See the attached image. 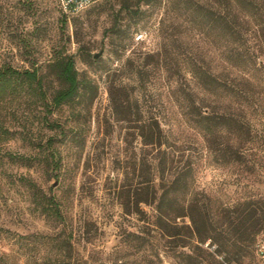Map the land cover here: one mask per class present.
<instances>
[{
  "label": "rangeland",
  "instance_id": "1",
  "mask_svg": "<svg viewBox=\"0 0 264 264\" xmlns=\"http://www.w3.org/2000/svg\"><path fill=\"white\" fill-rule=\"evenodd\" d=\"M256 31L247 35L248 47L264 49V38ZM140 34L144 39L138 41ZM165 45L173 52L168 62L175 71L168 72L157 65V58H149L146 83L152 98H143L134 56L136 52L156 55ZM222 45L219 34L194 23L186 6L173 7L168 0H99L74 15L66 14L58 0H0V69H38L46 74V102L51 110L27 86L13 83L0 94V157L15 161L0 167V238L41 236L55 228L38 214L32 192L19 181L24 177L46 193L52 189L61 197L75 224H94L93 244L83 251L93 257L92 264H114L117 258L126 263V216L118 192L126 190L127 126L113 112L112 86L125 106L126 85L130 91L133 88L139 105L160 110L174 127L176 141L191 148V160L197 166V198L202 202L216 207L264 195V184L242 167L213 161L202 148V138L187 127L183 116L188 107L176 83L188 94L198 95L201 89L185 72L186 65L193 59L222 74ZM61 55L71 56L79 78L98 88L94 101L83 93L67 105L52 106L61 86L46 66ZM261 77H256L260 84ZM120 87L124 89L119 91ZM254 92V108H232L254 134L260 128L258 134L264 138V125L259 126L264 117V87ZM143 100H149L147 105ZM209 102L222 110L227 105L217 103V99ZM119 118H126V109ZM224 137L235 144L240 141L236 130ZM257 146L255 152L260 158L264 152ZM53 157L62 160V167L55 171L58 178L49 164ZM203 248L208 252L203 255L205 264H225L223 257L209 255L216 246L206 244ZM163 264H177V259L164 257ZM241 264H264V244L245 254Z\"/></svg>",
  "mask_w": 264,
  "mask_h": 264
},
{
  "label": "trees",
  "instance_id": "2",
  "mask_svg": "<svg viewBox=\"0 0 264 264\" xmlns=\"http://www.w3.org/2000/svg\"><path fill=\"white\" fill-rule=\"evenodd\" d=\"M168 4L186 6L194 23L213 35L219 34L223 43L222 74L193 59L186 65L185 72L201 89L198 95L188 94L176 83L188 107V112H183L187 127L200 135L202 148L213 161L242 167L259 184H264V156L257 158L260 154L254 147L257 144L264 152V138L258 134L260 128L254 134L232 108L238 106L243 111L254 108V90L264 87V49L252 50L247 38L250 30H257L264 38V0H206L204 4L200 0H168ZM172 55L167 45L152 56L136 52L137 64L130 65L137 69L138 89L144 91L143 98H152L146 83L148 59L157 58V65L171 72L174 69L168 60ZM46 68L61 86L52 98L54 108L73 102L83 93H88L91 101L97 98L98 88L79 78L71 56L61 55ZM258 75L262 76L263 85L260 78L256 79ZM46 79L47 75L38 69L18 71L3 67L0 94L13 83L27 86L47 107ZM127 87L126 106L115 94L116 89L113 86L109 89L113 112L127 126L126 190L118 192L126 216V263L123 258H117L114 264H163L164 257L177 259V264H205L206 244L216 246L214 253H209L211 257L221 256L225 264H241L245 254L254 253L264 244V195L216 207L198 199L197 166L191 160V148L176 141L174 127L165 121L166 116L160 110L140 106L133 88L130 91ZM211 99L227 105L223 110L211 106ZM143 102L147 105L149 100ZM124 109L126 118L120 119ZM47 110L51 111L48 107ZM263 125L264 117L259 121V126ZM234 130L240 136L238 144L224 137ZM12 163H15L12 157H0V167ZM49 164L54 166V176L58 178L55 171L62 167V160L53 157ZM19 181L32 192L38 214L55 228L41 236L0 238V264H92L93 257L83 251L93 244L94 224H75L63 199L52 189L46 193L28 178L20 177ZM205 197L212 200L211 196Z\"/></svg>",
  "mask_w": 264,
  "mask_h": 264
},
{
  "label": "built area",
  "instance_id": "3",
  "mask_svg": "<svg viewBox=\"0 0 264 264\" xmlns=\"http://www.w3.org/2000/svg\"><path fill=\"white\" fill-rule=\"evenodd\" d=\"M63 11L66 14H78L86 9H88L89 7H91L94 3H96L99 0H58ZM144 39V35L140 34L137 37V40H143Z\"/></svg>",
  "mask_w": 264,
  "mask_h": 264
}]
</instances>
